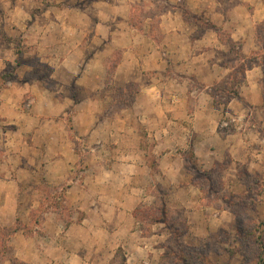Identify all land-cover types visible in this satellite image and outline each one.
Returning a JSON list of instances; mask_svg holds the SVG:
<instances>
[{"label":"rangeland","instance_id":"obj_1","mask_svg":"<svg viewBox=\"0 0 264 264\" xmlns=\"http://www.w3.org/2000/svg\"><path fill=\"white\" fill-rule=\"evenodd\" d=\"M254 1L0 0V264H264Z\"/></svg>","mask_w":264,"mask_h":264},{"label":"crops","instance_id":"obj_2","mask_svg":"<svg viewBox=\"0 0 264 264\" xmlns=\"http://www.w3.org/2000/svg\"><path fill=\"white\" fill-rule=\"evenodd\" d=\"M251 10H252L251 13H249V16H250L249 22H251V25L253 24L257 26L260 22L264 20V1L255 0L254 3L252 4ZM230 37L231 39L236 38L239 40L238 47H239L241 54H243L244 56L250 55L251 53H255L256 51L261 52V50L264 56V48L262 47L264 46V42L262 43V46H261V41L257 40L256 36L254 35V31H253V34H251V36L247 35L246 33H232ZM193 59H196L195 61H198L200 63V67L202 68H205L206 66L209 65L208 64L209 61L208 62L206 61L205 62L206 64H203L202 62L197 60L199 59V56H196ZM209 70L210 71L214 70V65H212ZM199 71L200 70H196L194 72L195 74H197ZM214 78L216 79L217 77H214ZM262 79H263L262 69L259 70L257 67L248 69L244 73V81L237 91V96L228 103L230 107L227 108L225 113L226 114L230 113L236 116V119H241L240 116L241 114H243L244 122H249L250 117L253 114L252 112H250L252 108L253 109L254 108H264ZM194 106L196 110L194 114L196 116L197 111H199V109L201 110L202 106H197L196 104ZM241 108H245L248 110L246 112L243 110L242 112ZM204 111L206 114L209 113L207 108H205ZM165 116L166 114L164 115V117ZM205 121L206 122L202 124L203 126L201 125L198 126L196 124L192 125L194 137L190 142H191L193 153L196 156H200L201 158H204L205 155H204V152L201 151L200 146L201 145L207 146L209 140L211 138H214V140H217L221 144L224 142L223 145H226L227 147L226 151L228 155H230L231 157H236L237 159V156H239L240 154L236 156L231 144L236 142L238 138H236L235 136V138L232 141H230L227 139V136L220 137L218 133L217 134L215 133L217 128H213L211 125V122H208V119H206ZM168 123H173L176 125L175 122H168ZM260 125L264 130V119H261ZM167 126H168L167 123H166V126L162 125L160 127V131L158 132V134L167 133L166 131ZM197 128L200 130H198ZM161 136L162 135H160V137Z\"/></svg>","mask_w":264,"mask_h":264}]
</instances>
